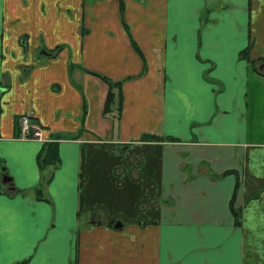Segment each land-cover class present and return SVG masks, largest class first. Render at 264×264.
I'll list each match as a JSON object with an SVG mask.
<instances>
[{"label": "crops", "instance_id": "0c3cea01", "mask_svg": "<svg viewBox=\"0 0 264 264\" xmlns=\"http://www.w3.org/2000/svg\"><path fill=\"white\" fill-rule=\"evenodd\" d=\"M0 264H264V0H0Z\"/></svg>", "mask_w": 264, "mask_h": 264}, {"label": "trees", "instance_id": "16d2710c", "mask_svg": "<svg viewBox=\"0 0 264 264\" xmlns=\"http://www.w3.org/2000/svg\"><path fill=\"white\" fill-rule=\"evenodd\" d=\"M37 160L41 168L47 165L56 164L58 161V152H57L56 143L55 142L45 143L43 147L41 148L40 152L38 153ZM5 173L6 171L4 169V171H2V174H5Z\"/></svg>", "mask_w": 264, "mask_h": 264}, {"label": "built area", "instance_id": "2783aa9c", "mask_svg": "<svg viewBox=\"0 0 264 264\" xmlns=\"http://www.w3.org/2000/svg\"><path fill=\"white\" fill-rule=\"evenodd\" d=\"M21 130L24 134H29L32 137H41V128L38 125H34L30 122L29 112H25L20 117Z\"/></svg>", "mask_w": 264, "mask_h": 264}, {"label": "water", "instance_id": "95a60500", "mask_svg": "<svg viewBox=\"0 0 264 264\" xmlns=\"http://www.w3.org/2000/svg\"><path fill=\"white\" fill-rule=\"evenodd\" d=\"M10 179H11V177L5 173V174L2 175L1 181H2L3 183H7V182H8L9 185H10L9 187H10V188H13L14 186H11V184H10V183H11V182H10Z\"/></svg>", "mask_w": 264, "mask_h": 264}]
</instances>
